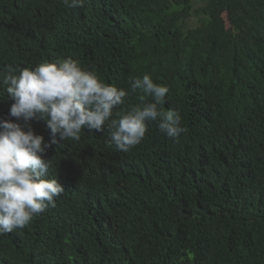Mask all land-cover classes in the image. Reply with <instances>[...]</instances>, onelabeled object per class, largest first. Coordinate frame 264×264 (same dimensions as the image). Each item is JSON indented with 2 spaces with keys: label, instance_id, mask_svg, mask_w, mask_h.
Here are the masks:
<instances>
[{
  "label": "trees",
  "instance_id": "trees-1",
  "mask_svg": "<svg viewBox=\"0 0 264 264\" xmlns=\"http://www.w3.org/2000/svg\"><path fill=\"white\" fill-rule=\"evenodd\" d=\"M68 57L118 87L168 86L186 132L157 120L129 152L86 129L54 145L65 191L0 236V264H264V0H0V68ZM11 103L0 88L15 121Z\"/></svg>",
  "mask_w": 264,
  "mask_h": 264
},
{
  "label": "clouds",
  "instance_id": "clouds-1",
  "mask_svg": "<svg viewBox=\"0 0 264 264\" xmlns=\"http://www.w3.org/2000/svg\"><path fill=\"white\" fill-rule=\"evenodd\" d=\"M75 9L84 0H60ZM129 88L106 83L95 71L68 57L44 61L34 67L0 68V88L12 101L8 116L0 117V236L23 229L41 213L56 206L65 191L51 178L52 158L47 152L64 141H79L83 130L107 134L106 143L129 152L159 121L158 129L169 138L186 132L181 114L163 111L169 87L145 73ZM140 92V103L122 110L130 95ZM150 98V99H148ZM44 122L46 141L32 122Z\"/></svg>",
  "mask_w": 264,
  "mask_h": 264
},
{
  "label": "rangeland",
  "instance_id": "rangeland-1",
  "mask_svg": "<svg viewBox=\"0 0 264 264\" xmlns=\"http://www.w3.org/2000/svg\"><path fill=\"white\" fill-rule=\"evenodd\" d=\"M203 16L200 15V16H193L191 19L187 20L184 24V29L185 30H189V29H192L196 26H199L200 23L203 21L202 20Z\"/></svg>",
  "mask_w": 264,
  "mask_h": 264
}]
</instances>
